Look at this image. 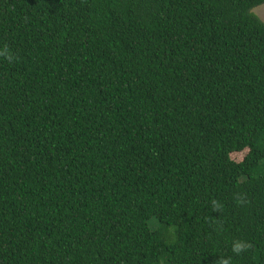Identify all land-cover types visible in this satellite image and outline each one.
<instances>
[{
  "label": "trees",
  "instance_id": "trees-1",
  "mask_svg": "<svg viewBox=\"0 0 264 264\" xmlns=\"http://www.w3.org/2000/svg\"><path fill=\"white\" fill-rule=\"evenodd\" d=\"M263 4L0 0V264H264Z\"/></svg>",
  "mask_w": 264,
  "mask_h": 264
},
{
  "label": "clouds",
  "instance_id": "clouds-1",
  "mask_svg": "<svg viewBox=\"0 0 264 264\" xmlns=\"http://www.w3.org/2000/svg\"><path fill=\"white\" fill-rule=\"evenodd\" d=\"M249 247L250 245L247 242L240 240V239L233 240L231 243V251L234 255H237V256L245 252ZM220 264H231V261L230 259L221 260Z\"/></svg>",
  "mask_w": 264,
  "mask_h": 264
},
{
  "label": "rangeland",
  "instance_id": "rangeland-1",
  "mask_svg": "<svg viewBox=\"0 0 264 264\" xmlns=\"http://www.w3.org/2000/svg\"><path fill=\"white\" fill-rule=\"evenodd\" d=\"M253 13L264 22V4L254 9ZM246 153L247 151H243L242 153H234L231 154L230 157L233 161L240 162L242 161Z\"/></svg>",
  "mask_w": 264,
  "mask_h": 264
}]
</instances>
